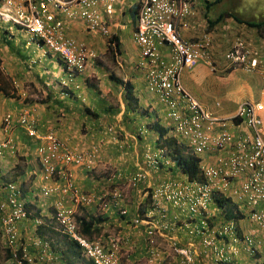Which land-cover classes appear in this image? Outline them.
Wrapping results in <instances>:
<instances>
[{"label": "crops", "instance_id": "obj_1", "mask_svg": "<svg viewBox=\"0 0 264 264\" xmlns=\"http://www.w3.org/2000/svg\"><path fill=\"white\" fill-rule=\"evenodd\" d=\"M214 1L192 0V28L182 30V35L186 40H191L207 31L212 32L218 71L213 72L201 62L194 68L183 71L182 83L185 90L203 108L215 116L229 118L235 115L245 101L264 105L261 97L260 100L254 99L258 93L257 87L262 85L260 75L228 68L225 62V54L235 38L241 36L260 48L264 46V31L260 32L257 28L237 22L233 25L232 17L210 25L209 20H215L219 13L217 11L211 17L210 10L207 9L208 4ZM114 8L113 15H105L110 25V39L86 30L81 21L69 20L60 13L54 17V22L63 21L70 38L85 43L96 54L95 58L89 60L85 75L73 82L66 77L57 56L45 54L25 31L0 17V142L11 141L5 156L0 157V182L19 183L25 200L37 212L38 207L51 203L47 209L52 214L55 204L60 201L66 209L77 210L79 206L73 196L74 192L105 198L102 202L104 208L97 200L84 209L104 220L99 225L100 232L105 236L109 233L107 241L113 236L118 240L120 255L126 264H149L150 257L155 259V264H180V256L170 247L171 239L180 246L194 250L197 254L196 264H264V250L251 257L241 246L233 254L232 248H228L229 244L224 241H220L219 248H226L231 260L219 261L213 251L208 252L201 247L202 236L194 232L200 227L199 218L187 225L192 217L170 204L166 208L164 221L172 224L174 229H159L154 247L149 246L145 238L148 226L133 224L134 217L149 212L147 207L146 212L141 213V207L154 188L177 171L165 167L162 172L150 170L148 182L140 183L127 192L120 191L122 185H126L122 180L146 169L143 153L148 148H155L160 139L155 126L167 129L170 120L165 116L167 121L161 117L166 107L158 95L148 92L145 73L139 67L140 48L134 39L139 0H116ZM236 25L242 26L236 32L238 35L229 36ZM110 46L114 50H109ZM163 52L167 55L169 53L166 48ZM126 83L132 87V100L127 97L129 91L125 88ZM37 95L43 98L42 103L32 100ZM23 111L28 112L32 125L40 134H56L67 148L75 153L91 156L92 161L77 164L61 158L55 162L57 174L50 182L46 181L37 152L41 148L48 149L49 143L27 134L26 126L20 124ZM152 113L155 115L154 121L150 118ZM8 114L13 116V125L9 129L4 126V119ZM261 115L264 118V110ZM231 132L237 140L254 135V130L242 122H236L231 127ZM229 155V151L222 154L208 153L202 159L207 164H220ZM115 172L120 173L122 179L116 176L112 178ZM43 187L52 190V197H49L51 200L42 197ZM120 194L122 195L114 198ZM122 209L128 211V217L119 213ZM222 211L219 205H214L208 217L209 226L220 225L224 222L223 219H234L227 218ZM233 212L240 213L238 226L241 235L255 228L245 219L248 215L245 207H233ZM160 215L157 212L154 214L152 220L155 225L164 222ZM18 224L20 239L25 236L29 240L43 239L36 237L38 235L31 229L30 223ZM0 245L6 246L3 238ZM0 263L9 264L10 258L0 256ZM81 264L91 263L83 261Z\"/></svg>", "mask_w": 264, "mask_h": 264}, {"label": "built area", "instance_id": "obj_2", "mask_svg": "<svg viewBox=\"0 0 264 264\" xmlns=\"http://www.w3.org/2000/svg\"><path fill=\"white\" fill-rule=\"evenodd\" d=\"M116 0H0V16L23 29L31 41L45 54L57 56L63 63L70 77L82 74L87 70L89 60L94 57L88 46L70 38L62 20L53 21L57 13L69 20L81 21L86 30L93 34L110 36L109 23L105 15H113ZM194 10L192 0H139L138 26L134 39L140 48L139 67L145 73V82L151 93L158 95L167 108V116L172 122L171 135L184 141L190 152L200 158V170L204 182L181 179L179 176L159 183L153 193L151 210L144 218L137 217L135 223L148 226L145 238L149 246L156 245L159 229H174L168 222L155 225L152 218L156 212H165L167 204L190 216L198 217L200 227L194 232L204 237L203 246L211 249L217 239H229L234 244L241 243L239 228L234 220L223 223L209 232L210 209L218 197L230 198L246 208L249 220L255 228L248 232L243 241L250 255L264 249V118L261 112L264 105L246 101L236 114L230 118L215 116L197 102L184 88L182 73L194 68L201 62L216 71L213 58L214 40L210 34L193 40H185L182 30L192 28ZM169 52L164 54V49ZM226 60L232 66H238L248 72L260 74L264 96V46L257 48L250 42L238 38L226 53ZM12 116L5 119L6 127L12 125ZM21 123L26 126L28 135L40 138L49 143L48 149L39 150L47 179L57 169L56 161L61 158L66 162L83 164L92 161L91 156L75 153L54 133L41 135L32 125L27 114L21 116ZM240 120L254 130V135H247L241 140L234 138L231 127ZM11 141L0 143V155L9 148ZM232 149V151H230ZM14 151V149H13ZM230 155L220 164H207L203 156L208 153ZM166 151L148 150L144 154L146 169H141L126 178L129 186L148 182V170H160L162 162L169 166L171 160L165 157ZM1 192L9 193L8 203L1 205V224L6 228L4 239L7 247L15 251L20 235L17 223L25 222L29 214L21 199V191L14 183H0ZM51 190L45 189L49 196ZM78 204L90 205L97 200L104 202L103 197L73 193ZM120 195L115 196L119 197ZM162 212V213H163ZM61 211L57 215L59 227L80 243L94 264H122L118 240L112 239L108 245L95 237L88 241L78 233V228L70 215ZM8 214V215H7ZM126 214V211H122ZM164 217V216H163ZM41 224L40 219L36 220ZM43 264H62L52 251L48 242L42 244ZM170 247L183 257L182 264H194L193 251L181 248L171 239ZM16 264H24L14 254ZM29 264H37L28 259ZM152 263V261H150Z\"/></svg>", "mask_w": 264, "mask_h": 264}, {"label": "clouds", "instance_id": "obj_3", "mask_svg": "<svg viewBox=\"0 0 264 264\" xmlns=\"http://www.w3.org/2000/svg\"><path fill=\"white\" fill-rule=\"evenodd\" d=\"M139 12V11H138ZM3 20H5L6 22H9V23H12V22H10V21H7L5 18H3L2 16H0ZM12 24H14V23H12ZM16 27H18V28H20L19 26H17L16 24H14ZM137 26H138V24H137ZM109 27H110V25H109ZM137 28V27H136ZM21 29V28H20ZM21 30H23V29H21ZM24 31V30H23ZM204 34H210L212 37H213V40H214V34L212 33V32H210V31H207V32H205ZM203 34V35H204ZM203 35H201L200 37H202ZM104 37H106V36H104ZM200 37H198V38H200ZM106 38H112V35H111V30H110V36H108V37H106ZM198 38H194V39H191V40H195V39H198ZM238 38H241V39H243L241 36H239V37H237V38H235V39H238ZM185 39V38H184ZM234 39V40H235ZM186 40V39H185ZM244 40V39H243ZM236 41V40H235ZM234 41V42H235ZM246 42H249V41H246ZM234 44V43H233ZM232 44V45H233ZM111 46H112V44H111ZM110 46V47H111ZM232 47V46H231ZM90 49V48H89ZM91 50V49H90ZM213 50H215V48L213 47ZM91 52H93L92 50H91ZM51 54V53H50ZM93 54H94V57H92V58H95V52H93ZM53 55V54H52ZM55 56V55H54ZM213 58H214V63H215V65H216V71H213V72H217L218 71V68H217V63H216V60H215V56H214V52H213ZM60 60V59H59ZM61 61V60H60ZM225 62L227 63V65H228V68H232V69H241V70H244V69H242L241 67H238V66H232V65H230L229 64V62L226 60V54H225ZM62 63V62H61ZM62 66H63V69H64V72H65V75H66V77L68 78V80L69 81H71V82H73L75 79H77L79 76H82V75H85V73H86V71L84 72V73H82V74H77L74 78L73 77H70L69 75H68V73H67V71L65 70V67H64V65H63V63H62ZM87 69H88V66H87ZM185 71V70H184ZM244 71H246V70H244ZM248 72V71H247ZM254 73H257V72H254ZM259 74V73H258ZM260 75V74H259ZM260 78H261V76H260ZM181 79H182V76H181ZM262 80V79H261ZM146 83V82H145ZM183 84V83H182ZM127 83H126V85H125V88L127 89ZM146 88H147V86H146ZM147 90H148V88H147ZM148 92L149 93H151L149 90H148ZM262 92H263V86H262ZM154 94V93H153ZM263 95V94H262ZM35 98H36V102H42V101H44L43 100V98L39 95H37V96H35ZM33 100H35V99H33ZM197 101V100H196ZM198 102V101H197ZM246 102V101H245ZM250 102H252V101H250ZM167 109V108H166ZM239 109V108H238ZM238 109H237V111H238ZM236 111V112H237ZM23 114H27V116H28V118H30V115L28 114V112L27 111H23L22 113H21V116L23 115ZM236 114V113H235ZM8 115H11V114H8ZM7 115V116H8ZM6 116V117H7ZM12 116V115H11ZM166 117L168 118V116H167V110H166ZM221 118H223V117H221ZM230 118V117H229ZM6 119V118H5ZM5 119H4V126L6 127V123H5ZM20 119H21V117H20ZM169 119V118H168ZM11 121H12V125H13V116H12V119H11ZM237 123L238 122H241L240 120H237L236 121ZM235 122V123H236ZM20 124H22L21 123V120H20ZM12 125H11V127H12ZM10 127V128H11ZM162 127V126H161ZM7 128V127H6ZM162 128H164V127H162ZM7 129H9V128H7ZM165 129V128H164ZM27 130V129H26ZM165 130H167V133L165 134V136L163 137H161V135H160V132H159V135H160V139H158V141H159V143H158V145L155 147V148H148L146 151H148V150H153V151H162V150H164V151H166V153H165V157H167V158H169L170 160H171V164L169 165V166H167L166 164H164V161L162 162V166H161V169L160 170H157V172H162V169H164V167L165 168H172V169H175L177 172L175 173V175H173L172 177H177V176H179L181 179H186V177L187 178H189V176L187 175V174H185L182 170H181V168L179 167V166H177L176 165V163H175V161H173V159H172V157L169 155L170 154V151H169V147H168V143H167V141L168 140H174L175 141V143L183 150V153H184V155L185 156H187V157H195V158H197L199 161L201 160L200 158H198L197 156H194L191 152H190V150H189V148H188V145L184 142V141H182L181 143H180V141L178 140V139H176L174 136H172L171 135V131L173 130V126H172V122L170 121V126L167 128V129H165ZM38 131V130H37ZM27 134H28V131H27ZM40 134V133H39ZM42 135V134H41ZM46 135V134H45ZM30 136V135H29ZM44 136V135H43ZM31 137H33V136H31ZM34 138H36V137H34ZM43 141H45V140H43ZM6 142V141H5ZM0 143H3V142H0ZM66 146V145H65ZM67 147V146H66ZM9 148H7L5 151H4V153H3V155H0V157H3V156H5V154H6V151L8 150ZM14 150H15V148H14ZM145 151V152H146ZM145 152L143 153V154H145ZM13 153H14V151H13ZM83 154V153H82ZM37 156L39 157V159H40V162H41V166H42V170H43V172H44V179L46 180V181H51L52 180V178H53V176L55 175V174H57V172H58V169H57V167H56V169H57V171H56V173L53 175V176H51L49 179H47V173H46V170H45V167L43 166V164H42V160H41V157H40V153L39 152H37ZM143 158H144V156H143ZM83 164H85V163H83ZM146 170H147V168H146ZM150 170H148V172H149ZM166 172H168V171H166ZM200 174H201V176L203 177V180H205L204 179V176L202 175V173H201V170H200ZM117 177L118 179H122L121 178V176H120V173H118V172H115L113 175H112V178H114V177ZM171 177V178H172ZM190 179V178H189ZM191 181H199V180H195V179H190ZM122 181H124L125 182V184H127V185H129L128 183H126L127 182V180H122ZM2 183H14V184H16L17 185V187L19 188V190L21 191V196L23 195V193H24V191L21 189V187H20V184L19 183H17V182H7V181H1ZM0 182V183H1ZM131 188H134V187H132V186H130ZM156 188V187H155ZM155 188H154V190H155ZM45 189H49L48 187H43V190H42V193H41V195H42V197H44L45 199H48V200H51V198H49V197H52V190L51 189H49V190H51V193H50V195L49 196H45L44 195V190ZM154 190H153V193H154ZM120 191H122V192H124V190L123 189H121ZM153 193L152 194H150V196L148 197V201H149V203H147V205H146V203H145V205L144 206H148L149 207V211L151 210V208H152V204H153ZM9 194V193H8ZM10 195V194H9ZM84 195H89V194H84ZM122 194H120V196H121ZM1 196V195H0ZM90 196V195H89ZM96 197V196H95ZM115 198V197H114ZM73 199V198H72ZM105 199V198H104ZM228 200V201H230V205H231V207H234V208H238V205H240V204H238V203H236L235 201H233L232 199H230V198H226V197H223V196H221V197H218V198H216L215 199V201H214V204L212 205V207H211V209H213L214 208V205H218L217 204V200ZM74 200V199H73ZM146 200V201H147ZM8 201V200H7ZM75 201V200H74ZM76 204L79 206V208L77 209V210H75V211H72L71 209H66L65 207H64V203L62 202V201H60V202H58V203H56L55 204V211L54 212H52V214L48 211V209H47V207L49 206V205H51V203L50 204H48V205H45V206H43V207H38V209H39V211L37 212V211H35V210H31V209H28L27 208V205H25V208H26V210H27V212H28V214H29V217H28V219L26 220L27 222L30 220V218H31V222L32 223H30L29 224V226L31 227V229L33 230H35V234L37 235L38 233H37V230L39 229V227L40 226H42V225H44L46 222H51L52 223V225H53V227H54V229H55V231L59 234V235H61V236H63V237H66L69 241H71V242H73L74 244H76V246L79 248V251H80V258L82 259V260H84V261H88V262H90L91 264H94V262H93V260L91 259V258H89L88 257V255L86 254V252H85V250L83 249V247H81V245H80V243L79 242H77L75 239H74V237H72L70 234H67V233H65V232H63V230L59 227V224H58V221H57V215H58V213H60L61 211H65V212H71L70 213V215H71V217H72V219L74 220V222H75V224H76V226H77V228H78V233L82 236V237H84V238H86L88 241H92L95 237H98V238H100L101 240H102V242H103V244L104 245H108V243L112 240V239H116L114 236L113 237H111L108 241H107V239H108V235H109V233H108V235L107 236H105L103 233H101V232H99V233H94L93 235H90V234H87V233H85L84 232V229H83V227H82V224H81V222H80V220L79 219H81V218H83V217H86V216H89V217H87V219H91V217H95V218H100L99 216H94V215H91V214H89L88 212H87V210H85L84 208H86V207H88V206H90V205H84L83 203H81V204H78L77 202H76ZM101 205H102V207L104 208V205H103V203H101ZM169 204H167V206H168ZM167 208V207H166ZM80 209H82V210H80ZM211 209H210V213H211ZM222 212H223V214H224V212H225V210L222 208ZM122 211H126V210H121L119 213L122 215V216H124V217H128V211H126V214H122ZM100 212H104L103 210H100ZM163 212V211H162ZM161 211L160 212H157L158 214H161L160 215V218L164 221V219H165V217H166V215H165V212H163L162 213ZM189 216H190V214L187 212V211H185ZM246 213V212H245ZM34 214H36L35 216H34ZM146 214H148V212L147 213H145V214H139V215H137L136 217H134L133 218V224H135V226H139L138 224H136L135 223V220L137 219V217L138 216H140L141 218H144L145 217V215ZM246 214H248V212L246 213ZM164 216V217H163ZM0 217H1V213H0ZM33 217V218H32ZM192 217V216H191ZM154 218V217H153ZM195 218H198V217H192V221L191 222H187V225H189V224H191V223H193V221L195 220ZM38 219H40V221H42V223L41 224H38L37 223V221L36 220H38ZM247 221H250L249 220V215H247V217L245 218ZM231 220H234V221H236L237 222V225H239V223H238V220H235V219H223V223H226V222H228V221H231ZM200 221V220H199ZM0 222H1V220H0ZM164 222H166V221H164ZM23 223V222H22ZM169 223V222H168ZM222 223V224H223ZM170 224V223H169ZM171 226H172V224H170ZM221 225V224H220ZM250 225H253L251 222H250ZM217 226H219V225H217ZM217 226H215V227H217ZM173 227V226H172ZM215 227H211V226H209V232H210V230H212L213 228H215ZM238 228H239V226H238ZM196 230V229H195ZM29 232V231H28ZM250 232V231H249ZM196 233V232H195ZM197 234V233H196ZM247 234V233H246ZM246 234H244V235H241V233H240V230H239V236H240V238H241V243H239V244H234V243H232V241L231 240H229V239H217V241H216V245H214V247H212L211 249H207V248H205L204 246H203V240H204V237L202 236V248L204 249V250H206V251H208V250H211V251H213L214 253H215V255L217 256V258H218V260L219 261H226V262H229L230 260H231V257H230V255L226 252V248L225 249H221V248H219V243H220V241H224L225 243H228L229 245H228V248L230 247V248H232V252H233V254H236L237 253V249L236 248H239V247H241V246H243L244 247V249H245V243H244V241H243V239H244V237H245V235ZM197 235H200V234H197ZM37 237V236H36ZM38 237H39V235H38ZM1 238H3V237H1ZM4 239V238H3ZM5 240V239H4ZM31 240H33V238L31 239ZM43 240L45 241V242H49L48 240H45V239H38V242H43ZM5 244H6V242H5ZM49 244H50V246H51V243L49 242ZM178 246H180V245H178ZM3 247H4V250H5V254H6V252H8L7 250H11L9 247H7V245L5 246V245H3ZM181 248H185V247H183V246H180ZM51 248H52V246H51ZM186 249H188V250H191V251H193V253H194V256H195V262H194V264H196V260H197V254H196V252L194 251V250H192L191 248H186ZM55 250H56V252H55ZM260 250H264V249H262V248H258V250H257V253H255L254 255H250L247 251H246V249H245V252L247 253V254H249L251 257H255L256 255H258V253H259V251ZM52 251L54 252V254L57 256V258L60 260V262L62 263V264H68L67 262H66V260H64L63 259V256L59 253L60 251L59 250H57L56 248L53 250V248H52ZM172 251H173V249H172ZM174 252V251H173ZM209 252V251H208ZM175 253V252H174ZM119 254H120V250H119ZM176 254V253H175ZM2 255V251L0 250V256ZM180 256V255H179ZM120 257H121V255H120ZM150 261H152V263L150 262ZM182 261H183V257L182 256H180V260H179V263L180 264H182ZM121 263L122 264H126L125 263V261H123V259H122V257H121ZM9 264H13V260H10V263ZM149 264H155V259L154 258H149Z\"/></svg>", "mask_w": 264, "mask_h": 264}, {"label": "trees", "instance_id": "obj_4", "mask_svg": "<svg viewBox=\"0 0 264 264\" xmlns=\"http://www.w3.org/2000/svg\"><path fill=\"white\" fill-rule=\"evenodd\" d=\"M223 1L224 0H215L214 2L209 3L207 6L208 11L215 8L217 5L221 4ZM224 3L225 2L221 4L223 7H222V10H220L219 13L217 14L216 16L217 18L215 20H209L210 25H215L227 17H232L241 24L244 23L248 26L257 28L260 32H263L262 28L264 25V17H262V19L249 20V22L248 20L243 21L240 17L235 15L233 12L226 10L227 6ZM113 40L116 41L115 38ZM109 50L112 51L114 50V48L110 47ZM131 89L132 87L128 84L127 91L129 92H128L127 97L132 100L133 96L131 95L132 92H130ZM155 128L160 132L161 137L162 136L164 137L165 134L167 133V130H165L159 125H156ZM167 143H168V147L170 151L169 155L172 157L173 161H175L176 165L179 166L181 170L189 176L190 179H195V180H199V182H204L203 177L200 174V161L195 157L185 156L183 153V150L175 143L174 140L172 139L168 140ZM1 196L2 198H0V207L1 205L8 203L7 200L9 198V194L6 192H3V193L1 192ZM4 196L6 198L5 200H4ZM21 199L23 200L24 205L28 204L27 208L33 211L32 208L34 206L30 205L29 202L25 200L24 195L21 196ZM217 204L225 210L224 214L225 216H227V218H234L235 220H238L240 213L235 214L233 212V207H231L230 201L219 199L217 200ZM147 207L148 206L141 207V213H145L146 212L145 208ZM0 213H2L1 209H0ZM35 215L36 214H34V216ZM87 217L89 216L79 219L84 229V232L90 235H93L94 233H99L100 232L99 225L104 220L101 218H95V217H91V219H87ZM29 223H32L31 218L28 222L25 221V224H29ZM19 226L20 224L17 223L16 227H17L18 233H20L19 228H18ZM5 230L6 228L2 227V224H1V229H0L1 237H4ZM37 233H38L37 235H39L45 240H48L51 243L53 250L55 248L59 250L60 251L59 253L63 256V259L66 260L68 264H75V263L81 264L84 261L80 258V251H79V248L76 246V244L69 241L66 237L59 235L55 231L51 222H46L44 225L40 226L39 229L37 230ZM25 237L22 239H18L17 247H15L14 249L15 251H12V249L7 250L8 254L6 253L5 256L9 257L10 260H13V264H16L14 261L15 259L14 254L17 255L19 260H23L24 264H29L28 262L29 258H32V260L36 262L37 264H43V262L40 261V257L42 256V250H43L42 245L37 244L38 239L29 240V239H26ZM43 242L45 241L43 240Z\"/></svg>", "mask_w": 264, "mask_h": 264}, {"label": "rangeland", "instance_id": "obj_5", "mask_svg": "<svg viewBox=\"0 0 264 264\" xmlns=\"http://www.w3.org/2000/svg\"><path fill=\"white\" fill-rule=\"evenodd\" d=\"M223 2H225L224 4L227 6L226 10L233 12L235 15L240 17L243 21L248 20V22H249V20L262 19V16H264L263 15L264 14V0H224ZM221 4L217 5L215 8L210 10L209 13H210L211 17L214 16L215 12H217V11L219 12L220 10H222L223 6ZM235 22H237L238 24H241L233 18L232 24L235 25ZM242 24H244V23H242ZM247 24H249V23H247ZM240 28H242V26L236 25L235 29L233 30V32L229 36L236 37L238 35V34H236V32H238V30H240ZM262 29L264 31V25H263ZM256 75L259 76L258 73ZM257 88H258V93L254 99L260 100L259 97H261V100H264V97L262 96V94H260L262 91V85L258 86ZM39 103H42V102H39ZM164 116L166 117V111H163V114L161 115V117L164 118V120H166V118ZM150 118H153V121H154L155 115L152 113ZM121 189H123L124 192H127L128 190H132L131 187L128 188L127 184L125 186L122 185ZM147 203H149L148 200L146 201V205H147ZM0 240H2L1 236H0ZM0 250L2 251L1 256H5L4 247L1 245H0Z\"/></svg>", "mask_w": 264, "mask_h": 264}]
</instances>
